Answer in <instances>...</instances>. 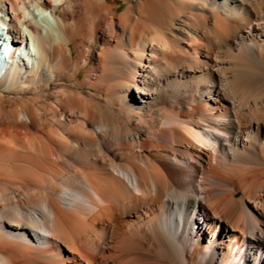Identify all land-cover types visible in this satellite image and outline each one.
Instances as JSON below:
<instances>
[{"label": "bare ground", "instance_id": "bare-ground-1", "mask_svg": "<svg viewBox=\"0 0 264 264\" xmlns=\"http://www.w3.org/2000/svg\"><path fill=\"white\" fill-rule=\"evenodd\" d=\"M121 1L0 0V264H264V0Z\"/></svg>", "mask_w": 264, "mask_h": 264}, {"label": "rangeland", "instance_id": "rangeland-1", "mask_svg": "<svg viewBox=\"0 0 264 264\" xmlns=\"http://www.w3.org/2000/svg\"><path fill=\"white\" fill-rule=\"evenodd\" d=\"M108 4L112 5L114 8L124 6V3L121 0H106ZM124 8V7H122ZM121 8V10H122Z\"/></svg>", "mask_w": 264, "mask_h": 264}]
</instances>
